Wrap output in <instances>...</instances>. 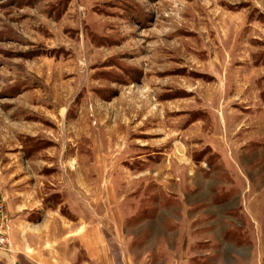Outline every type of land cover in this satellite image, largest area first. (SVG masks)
Segmentation results:
<instances>
[{
    "label": "rangeland",
    "instance_id": "374dc122",
    "mask_svg": "<svg viewBox=\"0 0 264 264\" xmlns=\"http://www.w3.org/2000/svg\"><path fill=\"white\" fill-rule=\"evenodd\" d=\"M0 228L264 264V0H0Z\"/></svg>",
    "mask_w": 264,
    "mask_h": 264
},
{
    "label": "crops",
    "instance_id": "0c3cea01",
    "mask_svg": "<svg viewBox=\"0 0 264 264\" xmlns=\"http://www.w3.org/2000/svg\"><path fill=\"white\" fill-rule=\"evenodd\" d=\"M94 236V238H91L89 234L83 236L81 243L85 250V256L81 257V259L78 255L74 256L72 254V244H69L70 253L62 255L55 250V246L48 249L47 242L40 246H31L23 242V240H18V246L14 247L15 250L9 260L1 264H135L133 262L134 258L130 253H127V251L123 252L118 248L117 251L113 252L107 245L108 243L101 240L99 234L96 235L95 233ZM66 252H68L67 249ZM154 261L159 262L156 264L183 263L181 257H162L160 260Z\"/></svg>",
    "mask_w": 264,
    "mask_h": 264
},
{
    "label": "built area",
    "instance_id": "2783aa9c",
    "mask_svg": "<svg viewBox=\"0 0 264 264\" xmlns=\"http://www.w3.org/2000/svg\"><path fill=\"white\" fill-rule=\"evenodd\" d=\"M9 240L4 230L0 228V254L3 251L8 250L9 248ZM1 261V258H0Z\"/></svg>",
    "mask_w": 264,
    "mask_h": 264
}]
</instances>
